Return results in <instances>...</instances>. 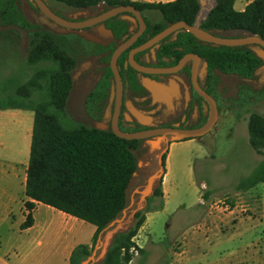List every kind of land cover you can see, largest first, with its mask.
I'll list each match as a JSON object with an SVG mask.
<instances>
[{
  "label": "trees",
  "instance_id": "obj_1",
  "mask_svg": "<svg viewBox=\"0 0 264 264\" xmlns=\"http://www.w3.org/2000/svg\"><path fill=\"white\" fill-rule=\"evenodd\" d=\"M18 1L0 0V23L6 27V32L18 27L29 34L25 61L34 70L19 84L8 80L7 84L0 85V109L21 108L31 110L33 114L24 185L26 213L20 227L32 224L35 202L93 224L95 230L90 244L79 243L70 253L68 264H79L90 255L97 237L102 236L101 230L111 220L120 217L127 207L130 182L133 172L138 170L137 152L144 146L141 139H126L114 134L110 128H97L94 124L72 120L67 115L76 54L64 40V34L29 22L20 11ZM45 1L51 7L50 2H60L73 10H94L103 3L105 6L131 4L140 10L158 12L159 18L147 22L140 40L165 28L166 21L184 20L192 24L200 7L199 0ZM233 1L213 0L203 18L199 19V26L221 37L258 35L264 40V0H251L242 10H236ZM190 40L195 41V51L208 63V93L218 100V108L224 103L228 109L234 110L249 102V99L241 100L239 90L246 92L242 87L238 86L235 91L237 98L225 97L219 90V75L251 78L254 70L262 64V59L249 45L227 46L201 41L184 29L177 34L178 43H190ZM260 94L264 95V85ZM246 119L249 145L262 158L247 175L237 180L236 190L264 183V117L250 111ZM165 155L163 152L161 157L163 172ZM162 174L154 180L142 206L133 212L131 223L112 233L102 258L96 264H128L134 256L131 247L143 252L133 237L144 222L146 212L162 207ZM201 198H209V191L204 190Z\"/></svg>",
  "mask_w": 264,
  "mask_h": 264
},
{
  "label": "rangeland",
  "instance_id": "obj_2",
  "mask_svg": "<svg viewBox=\"0 0 264 264\" xmlns=\"http://www.w3.org/2000/svg\"><path fill=\"white\" fill-rule=\"evenodd\" d=\"M201 1L207 2L208 8L213 2V0ZM50 4L62 14H70L74 11L60 2H50ZM17 5L29 22L41 27L51 24L30 0H19ZM146 12L149 13L151 19L158 16L156 11L154 16L151 15L152 11ZM61 34H64V40L70 48L76 46L77 37L75 35ZM28 40L29 34L20 28L14 27V31L6 32V27L0 23V85L7 84L8 80L19 84L34 70L25 61ZM79 43L83 46L87 44L82 40ZM219 80V90L223 96L234 98L239 86L246 91L244 94L239 90L241 100L249 99L250 101L237 106L234 110L228 109L227 104L222 103L216 121L207 133L194 138L195 140L190 138L180 140L178 150L172 152L166 167L164 164V171L168 168L169 176L176 179L179 198L182 201L180 205L171 206L166 212L157 211L153 214L154 219L149 230V238L153 240V244L148 247L144 263H142L143 256L135 251L132 264H161L163 261L157 259L158 255H163L165 259L172 258L173 253L181 249L179 241L191 231L199 229L196 227L197 224L200 227L208 225L209 199L228 196L232 199L231 201L240 199L247 203L249 196L244 190H236L234 185L240 177L247 175L262 158V155L249 145L246 118L250 111L258 112L264 117V95L260 94L264 85V71L259 73L254 81L233 75H219ZM82 96V85L76 81L67 102V115L72 120L93 124V121L87 119L82 110ZM8 100L10 99L4 101ZM20 111L24 114L20 122L11 117L0 116V155L6 160L16 159L23 162L28 156L29 127L32 124L33 114L30 110ZM143 146L137 152L138 170L130 182L129 202L125 213L102 232V243L96 248L88 264H96L102 258L101 251L108 237L115 230L126 228L132 221L133 212L143 204L144 195L139 190H142L147 176L158 168L157 157L160 152L159 149H149L145 142ZM168 150L169 148L166 153ZM183 156H187V160H184ZM253 188H260L261 195H264V183H258ZM204 190L209 191V198L205 199L204 203L197 204L199 192L202 193ZM192 224L194 226L187 229ZM137 238L139 239V236L134 237L135 240ZM169 241L173 243L169 245Z\"/></svg>",
  "mask_w": 264,
  "mask_h": 264
},
{
  "label": "flooded vegetation",
  "instance_id": "obj_3",
  "mask_svg": "<svg viewBox=\"0 0 264 264\" xmlns=\"http://www.w3.org/2000/svg\"><path fill=\"white\" fill-rule=\"evenodd\" d=\"M199 1L200 7L193 22L197 23L198 26L199 19L203 18L204 13L208 10V3ZM44 2L56 14L74 20L96 16L113 7L101 3L94 10L83 8L74 10L70 14H62L45 0ZM33 5L38 9L34 3ZM136 9L140 12L144 27L133 42L117 56L116 67L120 78L119 83H117L110 67V57L121 42L140 28L139 21L132 12H118L102 21L79 28L80 31L92 36L93 39L87 38L77 29L64 28L65 32H62L63 28L48 18L51 22L47 26L48 29L58 33H72L77 37L76 46H73L77 61L72 71V79L73 84L77 81L82 85V110L84 114L87 119L93 121L94 125L104 128H110L111 121L115 117L118 128L124 132L159 127L194 128L202 125L208 117L209 106L208 102L195 89L193 79L200 88L208 93V84L206 83L208 77L207 61L195 51L196 43L194 40H190V43H186V41L178 43L177 34L184 28H177L160 40L134 51V60L148 70L135 69L129 63V52L157 33L140 40L147 28V22L159 18L158 12V16L151 19L148 12ZM83 10L86 11L85 14H77L76 17H73L74 13ZM155 14L156 12L152 11L151 15L154 16ZM173 22L166 21L165 26ZM80 40L87 44L81 45ZM186 54H190L192 57H187L179 68L171 71L164 70L178 64ZM107 68H109V73H107ZM263 71L259 65L253 72L254 76L243 79L254 81L255 77ZM221 75L236 76L234 74ZM142 78L156 81L161 86L160 91L153 95L141 83ZM212 97L216 101L218 111V100L214 96ZM157 138V144H151V140ZM139 139L142 143L145 142L149 149H159L160 151L173 141L170 134H155Z\"/></svg>",
  "mask_w": 264,
  "mask_h": 264
},
{
  "label": "crops",
  "instance_id": "obj_4",
  "mask_svg": "<svg viewBox=\"0 0 264 264\" xmlns=\"http://www.w3.org/2000/svg\"><path fill=\"white\" fill-rule=\"evenodd\" d=\"M249 1L234 0L233 7L242 10ZM20 110L27 109L3 108L0 109V116L20 122L24 115ZM29 130L31 132V126ZM194 138L197 137L190 139ZM179 142L171 141L168 144L165 167L172 152L178 150ZM183 159L187 160V156H183ZM27 160H6L0 155V264H68L70 253L77 244H90L95 226L47 204L35 202L32 224L21 228L26 213L23 201L26 199L24 185ZM161 190L162 207L146 212L144 222L135 235L139 236L136 239L138 247L143 249L139 253L143 256L142 263L145 262L148 247L153 244L149 238L153 214L157 211L166 212L182 201L176 179L169 176L168 168L162 174ZM244 192L249 196L246 210H208V225L200 227L197 224L199 229L191 231L179 241L181 249L173 253L172 258L165 259L163 255H158L157 259L163 261L161 264H264V195H261L260 188L252 187ZM200 193L197 204L200 203ZM111 235L101 251L102 256ZM169 242V245L173 243ZM133 259L134 256L128 264H132Z\"/></svg>",
  "mask_w": 264,
  "mask_h": 264
},
{
  "label": "water",
  "instance_id": "obj_5",
  "mask_svg": "<svg viewBox=\"0 0 264 264\" xmlns=\"http://www.w3.org/2000/svg\"><path fill=\"white\" fill-rule=\"evenodd\" d=\"M30 1H32L38 7V9L42 12V14L44 16H46L47 18L52 20L55 24L62 27L63 28L62 32H65L64 28H68L70 30L77 29L78 32H80L81 34H83L84 36H86L87 38H90V39H93V37L90 35H87L86 33L82 32V31H80L79 28L89 26V25H92L96 22L102 21V20H104L110 16L115 15L118 12H122V11L132 12L134 14V16L138 19L139 24H140V28L136 33H134L129 38H127L126 40L121 42L114 49V51L112 52L111 57H110V67L112 69V72L115 76L117 83H119L120 78H119V74H118L117 67H116L117 56L119 55V53L123 49H125L128 45H130L133 42V40L142 31V29L144 27V22L141 18L140 12L136 8H134L133 5L126 4V5L113 6V7L108 8L107 10L103 11L102 13L96 15V16H92L89 18L81 19V20H74V19L64 18V17L56 14L44 2V0H30ZM85 13H86L85 10L77 11L76 13L73 14V17H76L77 14H85ZM177 28H184L186 31L193 34L196 38H198L202 41H206V42H210V43H214V44L227 45V46L249 45V47L254 51V53L262 59L263 62L260 65V67L264 70V40L262 38H260L258 35H246V36H242V37H221V36L213 34L211 31H208V30L201 28L200 26H198L197 23L189 24V23L185 22L184 20H178V21H175V22L169 24L168 26H166L165 28L161 29L159 32L154 34L151 38H149L143 44L137 46L136 48L131 49L129 52V57H128L129 63L137 70H143V71L148 70L146 67L138 64L134 60L133 52L136 50L142 49V48L160 40L161 38L166 36L168 33H170L171 31H173ZM189 56L192 57V55L186 54L185 56H183L180 59L178 64H176L175 66L166 68L164 70L171 71V70H175V69L179 68L183 64L184 60ZM196 57L198 58V56H196ZM193 81H194L193 83H194L195 89L208 102V106H209L208 117L202 125H200L198 127H194V128L159 127V128L139 130V131H134V132H124L118 128L116 118L114 117L111 121V126H110L111 131L114 134H116L117 136H120V137H123L126 139H139V138H144V137H148V136L155 135V134H162V135L170 134V138L173 141H177V140H181V139L189 138V137H198V136H201V135L207 133L211 129V127L214 125L216 118H217V115H218V111H217V107H216V101L209 93L205 92L202 88H200L196 84L195 79H193ZM141 83L147 89H149L153 93V95L157 94V92H159L161 89V86L156 81L149 79V78H142ZM136 116H138V115L136 114ZM95 126L97 128H104V127H101L99 125H95ZM157 142H158V138L156 140H151V144H153V145L157 144ZM167 147H168V144L163 150H161L159 152L158 157H157L158 168L154 172H152L151 174H149L147 176L146 182H145L142 190H139V192L142 193L144 195V197L151 192L154 180L156 178H158L163 172V165H162V160H161L162 158L161 157H162V153L165 152ZM137 165H138V163H137ZM134 174H135V172H133V175ZM144 197H143V199H144ZM124 213H125V208L122 210V214H124ZM117 220H119V219L116 218V219L111 220L107 226L112 225ZM106 227H104L101 230L100 234L105 230ZM101 239H102V236L99 235L97 237L96 243L94 244L90 255L87 256L85 259H83L79 264H88L90 262V260L94 256L96 248L99 247L101 244Z\"/></svg>",
  "mask_w": 264,
  "mask_h": 264
},
{
  "label": "built area",
  "instance_id": "obj_6",
  "mask_svg": "<svg viewBox=\"0 0 264 264\" xmlns=\"http://www.w3.org/2000/svg\"><path fill=\"white\" fill-rule=\"evenodd\" d=\"M231 200L232 199H229L228 196L215 197L213 199H209L208 200V210H209V212H215L218 208H221L222 210H225V211H234L235 208H238V210L242 212V211L247 209V203L246 202H243L240 199H233V201H231ZM200 202L204 203L205 200L200 198ZM263 203H264V201H263ZM134 237H133V240H134L135 244L137 245V242L134 239ZM130 249L133 250L134 252L136 251L134 249V247H131Z\"/></svg>",
  "mask_w": 264,
  "mask_h": 264
}]
</instances>
